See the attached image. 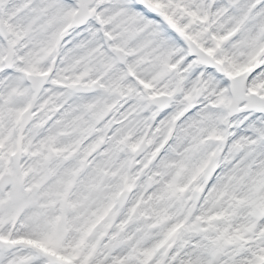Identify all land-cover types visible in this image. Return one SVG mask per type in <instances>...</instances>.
I'll use <instances>...</instances> for the list:
<instances>
[{"label":"snow or ice","instance_id":"snow-or-ice-1","mask_svg":"<svg viewBox=\"0 0 264 264\" xmlns=\"http://www.w3.org/2000/svg\"><path fill=\"white\" fill-rule=\"evenodd\" d=\"M0 264H264V0H0Z\"/></svg>","mask_w":264,"mask_h":264}]
</instances>
